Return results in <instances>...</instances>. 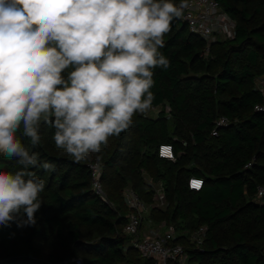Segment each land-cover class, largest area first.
<instances>
[{
    "label": "trees",
    "instance_id": "obj_1",
    "mask_svg": "<svg viewBox=\"0 0 264 264\" xmlns=\"http://www.w3.org/2000/svg\"><path fill=\"white\" fill-rule=\"evenodd\" d=\"M218 2L236 22L234 37L212 42L205 55V43L189 33L181 18L175 19L160 49L170 66L154 69L151 88L152 106L168 111L139 118L135 140L124 144L128 130L114 136L124 156L117 150L95 161L103 163V188L106 170H117L119 158H138L129 173L140 178V171H146L162 183L165 194L166 210L151 209L148 216L162 214L161 220L179 231L206 229L199 248L185 240L189 262L264 264V203L254 201L257 187L264 186V114L253 109L261 96L252 87L264 70V0ZM221 116L229 125L211 137L213 123ZM45 129L54 128L42 121L40 132ZM17 135L31 152L39 153L41 163L55 168L32 169L46 182L37 224L23 231L15 223L0 228V264H76L72 260L80 258L79 252L87 255L80 258L82 264H149L123 232L128 214L123 194L124 209H113L92 190L88 162L73 161L64 151L48 155L40 143L33 147L28 138ZM161 144L172 145L174 162L157 156ZM248 163L252 166L245 169ZM19 167L15 159L0 156V170ZM191 177L203 181L199 191L188 189ZM132 189L150 202L153 191ZM86 228L92 229L90 235L84 233ZM44 245L50 252L42 251Z\"/></svg>",
    "mask_w": 264,
    "mask_h": 264
},
{
    "label": "clouds",
    "instance_id": "obj_2",
    "mask_svg": "<svg viewBox=\"0 0 264 264\" xmlns=\"http://www.w3.org/2000/svg\"><path fill=\"white\" fill-rule=\"evenodd\" d=\"M188 7V0H0V156L21 166L0 170V228L36 226L46 182L32 169L55 168L17 133L35 147L43 121L55 129L57 148L77 161L99 159L110 137L152 108L154 69L170 66L164 36Z\"/></svg>",
    "mask_w": 264,
    "mask_h": 264
},
{
    "label": "built area",
    "instance_id": "obj_3",
    "mask_svg": "<svg viewBox=\"0 0 264 264\" xmlns=\"http://www.w3.org/2000/svg\"><path fill=\"white\" fill-rule=\"evenodd\" d=\"M189 7L184 10L181 17L186 24L189 33L196 35L205 43V55L208 54L210 44L215 32V28L222 32L225 40L234 37L235 26L234 20L230 19L225 12L222 11L218 0H188ZM264 86V84H262ZM261 96V102L254 106V111L264 114V88L258 92ZM152 108H155L152 106ZM229 125V120L226 117H218L213 123L211 137H217L219 130ZM185 145V143H182ZM157 156L162 159L175 161V153L171 144L160 145L157 149ZM99 162L90 163L88 169L91 175L92 190L98 197L108 203L101 197L102 183L101 170ZM252 166L251 163L246 164L245 169ZM203 185V181L197 178H190L187 181V187L191 191H199ZM258 198L264 196V187H258ZM124 203L128 209L127 223L123 228V232L132 237L131 244L137 251L140 258L145 259L149 264H189L187 248L177 242L175 231L172 226H169L166 232H146L142 233L144 217L150 212L153 207L165 205V195L162 190H157L153 197L154 204L145 203L139 195L132 189H126L123 192ZM109 204V203H108ZM111 206V204H109ZM160 231V230H159ZM206 229L201 227L194 232V236L190 239L191 243L196 244L199 248L205 236ZM76 264H82L80 258L72 260ZM65 262V261H64Z\"/></svg>",
    "mask_w": 264,
    "mask_h": 264
},
{
    "label": "rangeland",
    "instance_id": "obj_4",
    "mask_svg": "<svg viewBox=\"0 0 264 264\" xmlns=\"http://www.w3.org/2000/svg\"><path fill=\"white\" fill-rule=\"evenodd\" d=\"M234 23L236 24L235 21H234ZM221 33L222 32L218 29V27H216L214 35L209 40H213L212 42L224 41L225 40L224 35H222ZM262 84H264V70L261 71L260 73H257V75L255 76V78L253 80L252 87L256 92H259L260 89L264 88V86H262ZM163 109L165 111H168L164 107H158V108H151L146 115L140 114V113H137L136 115H134L133 124H132V126H130L127 129L129 131L128 132L129 139L128 140L125 139L126 141L124 142V144L127 141L130 142L132 140H135L136 133L134 132V124H135V122H137V120L139 118L140 119L141 118H143V119L155 118L158 111L163 110ZM54 132H55V129H47V130L45 129V130L40 132V135H41L40 149L43 152H46L48 155L49 154L50 155L51 154H59V152L64 151L63 149L57 148V146L55 145V141L53 139ZM124 144H122V147ZM117 150H118V143L116 141V138L110 137L107 145L102 146V151L100 154L109 156L113 151L117 152ZM118 152L124 156L125 149H124L123 153L120 152L119 150H118ZM100 154H99V156H100ZM67 156L71 160L77 161L72 156H70L69 154H67ZM41 159L42 158H40V161H41ZM96 159H97V154H91L89 159L80 160L77 162H80V163H87L88 162L87 164H90V163L98 162V161H95ZM129 159H130V156L128 158H125V160L124 159L120 160V158H119V162L117 164V170H115L113 168L106 170L107 181H103L102 193L100 195L109 204L111 203V207L115 210H123L124 209V205H123L121 197H122L123 192L126 189H132V187L134 186L135 188H137L138 190H141L143 192L147 188L152 191L151 183L155 182L154 176L150 175L149 173H147L144 170L140 171V176H141L140 178H137L134 176V174L129 173L130 168L133 167V165H136L138 163V158L136 160H134L133 162L129 161ZM100 162H101V164H103L102 160ZM99 168H100L99 171L101 170V176H102V172H104V169L101 166ZM261 187H264V186H261ZM154 195H155V192H153V194L150 196L151 200H149L150 202H148L149 205L154 204V202H153V196ZM165 206L166 205H164V207H162L161 210H166ZM152 209H158V208L153 207ZM148 214L144 217V220H143V227L141 230L142 233L154 232V231L164 233V232H166V230L168 229L169 226H172V228L175 231V237H177L178 239L180 237H183V239L181 240L183 243L181 242V244L184 247H186L188 245L187 243H185V240L188 238L190 241V239H192V237L194 236V232L189 233V232L183 231V230L179 231L178 229H176V227L173 224H168L165 220H161L162 214L158 213L153 218L148 216ZM159 220H161V221H159ZM26 228H28V227H26ZM26 228H23L21 230L23 231ZM91 232H92L91 228L84 229V233L86 235H90ZM42 251L44 253L50 252L49 246L44 245ZM78 256L80 258H82L83 260H85L87 258V255H85L82 252H79ZM131 256H133V253H131ZM40 257H41V255H40ZM129 260H132V258H129ZM121 264H128V263L123 262ZM189 264H195V262H190Z\"/></svg>",
    "mask_w": 264,
    "mask_h": 264
},
{
    "label": "crops",
    "instance_id": "obj_5",
    "mask_svg": "<svg viewBox=\"0 0 264 264\" xmlns=\"http://www.w3.org/2000/svg\"><path fill=\"white\" fill-rule=\"evenodd\" d=\"M155 108H158V107H155ZM161 145H169V144H161ZM160 146V145H159ZM158 146V147H159ZM158 149V148H157ZM191 178H194V177H191ZM258 187H261V186H258ZM257 187V188H258ZM151 189H152V191L153 192H156L157 190H162L163 192H164V190H163V185H162V183L161 182H152L151 183ZM165 195V194H164ZM154 197V196H153ZM264 197V196H263ZM263 197H261V198H258L257 197V195L255 196V198H254V201L255 202H257L258 204H262V203H264V199H263ZM260 200V201H259ZM165 205H166V200H165ZM162 207H164V205L163 206H158L157 208L158 209H162Z\"/></svg>",
    "mask_w": 264,
    "mask_h": 264
}]
</instances>
